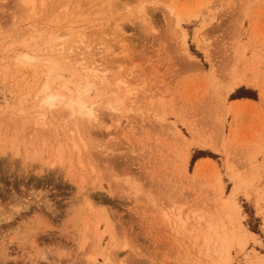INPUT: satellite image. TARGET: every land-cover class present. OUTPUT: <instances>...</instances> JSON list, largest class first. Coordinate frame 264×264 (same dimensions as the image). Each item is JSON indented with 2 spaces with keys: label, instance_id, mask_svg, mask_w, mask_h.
I'll return each instance as SVG.
<instances>
[{
  "label": "rangeland",
  "instance_id": "1",
  "mask_svg": "<svg viewBox=\"0 0 264 264\" xmlns=\"http://www.w3.org/2000/svg\"><path fill=\"white\" fill-rule=\"evenodd\" d=\"M46 1L29 24L0 0V264H264V0ZM69 26L82 39L69 61L53 67L43 46L16 70L18 35L60 32L67 47ZM52 67L53 90L87 88L97 106L87 151L68 148L61 110L44 127L25 106ZM59 143L67 161L50 167ZM88 194L103 238L82 251L69 218ZM30 219L34 237L14 233ZM208 225L206 256L189 231Z\"/></svg>",
  "mask_w": 264,
  "mask_h": 264
},
{
  "label": "bare ground",
  "instance_id": "2",
  "mask_svg": "<svg viewBox=\"0 0 264 264\" xmlns=\"http://www.w3.org/2000/svg\"><path fill=\"white\" fill-rule=\"evenodd\" d=\"M17 2L21 6L20 8L22 9L20 11V18H24L25 22H29L30 24L31 20H33V18L38 16L40 11L42 12L43 10H45L44 8L46 6L47 1L46 0H17ZM68 5L63 7L65 15H68V10H69ZM71 24H75V22H72ZM69 28H70V31L69 30L65 31V34L68 36H71V35L73 36H72V40L70 44L67 47H66V44L59 43L64 37V34L60 32H54V31L46 32L43 30L36 31V30L29 29V30H26V32H24L25 34L22 33V35H18L20 39L24 37L22 47H24L26 51L17 55L16 58L14 59L15 65L17 68L16 70H19L20 68L31 67L32 63L36 62V58H38L37 54L38 52L41 51L43 46H47L50 48L49 60L53 62L52 64L54 67L55 66V61H54L55 56H58L60 59H63L62 56L71 53L72 50L76 48L77 45L82 40V39L80 40V36L77 31L72 32V29L70 26ZM57 45L60 47L59 49L56 50V48L54 49V47H57ZM80 50L81 49H79L78 51ZM55 51H56V54L54 55ZM88 54H90V52ZM102 54H103L102 49H96V53L90 54V56H92L93 58H96L98 56H101ZM73 55L75 54L73 53ZM63 60L67 62L69 61V57H66ZM76 66L78 67L80 72H84L85 76L87 75L89 76V74H93V77H98L97 76L98 69L94 64L83 65V64H80L79 62H76ZM53 67L48 68L49 71L47 75V81L43 85L40 86V88L34 94L33 98L27 99L26 101V98L22 96L20 98L19 103L21 106H23L26 101L25 106L29 107V109L33 113H35L34 118L36 122L39 124H42L44 127L49 122L48 120L50 119V117H52L55 113H59V110H61V113L59 115L63 118V120L67 121L66 122L67 126L68 124L69 125L72 124V129L67 130L68 136L70 137L69 141L67 142V144L70 143L68 148H71L72 152L73 151L76 152L77 150H80L79 143H81L83 147L85 148V150L87 151V143H86L85 137L90 132V129L93 128V125L98 122L97 106L91 103V101H89V89L87 88L81 90L79 87H77L75 90H71L69 86L64 82L62 84H59V87L53 90V87L49 83V80H52ZM24 109L25 108H21L20 111L24 112L25 111ZM76 133L79 134V140H78L79 142H77V140L75 139L74 135ZM64 148H62V144L59 143L58 149L56 151V155L54 157L55 159L52 163H50V167H55V166L62 167L65 164L67 160H65V157H64L65 155L63 151ZM71 156L73 157L74 153H71ZM71 156L69 157V162L72 159ZM84 184L85 182L82 180L78 187L80 191L83 190ZM83 202H84L85 207L81 208L79 206L75 210L73 216L69 218L70 219L69 225L72 231H74L78 235V241H77L78 249L82 251L89 245L90 240H93V244L95 245L98 242L100 243L101 239L103 238V236L101 235L100 224L95 226L94 215L90 213L88 215L85 214L86 207L89 208L91 213H97L93 211V209H95V207L93 206V203L95 202L93 200V196L91 194H88L87 196L83 198ZM32 213H30L31 216H32ZM22 218L20 220L24 221L25 217L23 218L24 220H22ZM28 218H31V217H28ZM201 220L202 219L199 218L197 221V226L199 227H201L200 226ZM31 221L29 222L27 220V222L25 223L18 222V224L20 225L22 224V225L21 226L19 225L20 227H16V228L13 227L15 229L14 233L17 232V234L18 233L20 234V232L23 231L24 233L23 235L27 236V238L28 236L34 237V234H33V232H35L34 230L37 229L36 231H38L39 229H41L42 224L40 221L35 222V223ZM175 224H177V221H175ZM183 224H187V222L184 221ZM199 227H194V229L190 230L189 232L191 233L193 232L196 234L195 239H194L195 240L194 246L197 245V242L200 240V236L202 237L201 239L202 242L200 241L202 244L201 243L199 244L205 247L206 256L207 255L209 256L211 255V253L209 254V250L211 249L212 241H211L210 235L208 234V230L212 228L210 225H208L207 230L203 231ZM202 231L204 233H202ZM11 232H13V229ZM33 241H32L33 246L31 244L30 248H33V247L37 248V249L33 248V251L38 250V252L37 253L35 252V253L36 255L40 254V250L38 249L39 247H37V245L34 246L35 243ZM22 243L23 242H21V244ZM122 246L123 245L114 246V247L116 249H120ZM110 255L111 254L109 253L108 257L105 259L106 264H116L115 260L111 258ZM86 257L88 258V261L90 263L92 264L95 263L96 259L91 255V252L86 254Z\"/></svg>",
  "mask_w": 264,
  "mask_h": 264
},
{
  "label": "trees",
  "instance_id": "3",
  "mask_svg": "<svg viewBox=\"0 0 264 264\" xmlns=\"http://www.w3.org/2000/svg\"><path fill=\"white\" fill-rule=\"evenodd\" d=\"M235 98H238V99H242V98H245V96L244 95H242V94H237V95H235Z\"/></svg>",
  "mask_w": 264,
  "mask_h": 264
}]
</instances>
